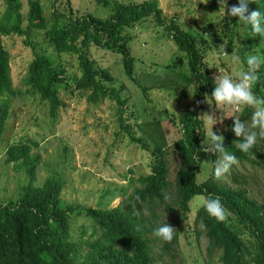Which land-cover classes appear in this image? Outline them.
Listing matches in <instances>:
<instances>
[{"label": "trees", "instance_id": "trees-1", "mask_svg": "<svg viewBox=\"0 0 264 264\" xmlns=\"http://www.w3.org/2000/svg\"><path fill=\"white\" fill-rule=\"evenodd\" d=\"M1 1L0 96L12 94L8 51L2 36H22L31 47L24 82L47 104L51 116H55L61 103L57 88L63 70L55 57L62 54L74 56L78 69V75L72 78L74 87L83 90L88 102L113 101L119 126L131 141L149 152L151 159L149 172L139 175L136 178L138 185L129 192L122 190L117 204L106 208L84 207L67 204L60 198L62 182L59 178L45 177L39 185L33 184L39 155L30 150L37 147L36 141L26 138L9 143L4 150V161L12 162L13 169L22 170L27 179L15 199L0 203V264H163L159 255L154 256L153 248L159 247L168 254L174 251L178 223L186 219L189 200L195 195L205 199L220 197L228 212L227 219L220 222L207 213L203 203L194 211L193 224L199 226L195 229L196 235L201 234L206 240L204 254L208 260L205 264H209L213 255L219 264H264L262 205L249 197L242 187H230L217 181L213 162L219 154L208 152L209 174L202 181L195 180V171L206 155V148L201 143L205 130L199 112L206 97L214 102L211 95L215 88V81L202 60L206 48L202 32L179 27L174 18L163 14L157 0H96L109 9V14L103 18L89 13L63 16L52 5L55 0H51L48 18L43 16L39 0H25V14L20 12L21 0ZM251 2L248 5L250 10L264 13V0ZM237 4L238 0H235L234 5ZM148 17L161 26L176 49L183 52L187 65L186 72L166 66L162 76H153L150 88L162 90L180 100L189 87H193V104L177 113L179 135L171 142V150L159 119L135 122L145 138L132 133L131 125L121 117L125 113L128 91L124 84H115L109 71L95 65L89 55L90 44L114 50L120 55L123 74L132 81L134 58L126 45L130 38L127 29ZM229 24L224 49L231 52L232 37L240 25L244 33L236 52L247 65L244 54L262 37L254 35L251 26L239 21L238 17L229 15ZM42 39L44 43L40 42ZM33 43H38L37 47ZM213 43L216 50L221 51V40L216 38ZM133 82L140 89L148 88ZM256 84L254 94L264 97V75ZM244 114L245 110L239 116ZM7 116V102L1 101L0 140ZM232 124L234 126V121ZM232 127L224 132V147L239 162L262 169L264 177V155L261 152L264 137L260 136L254 147L244 153L236 147L241 141L231 131ZM169 153L177 157L172 179L168 178ZM71 214H82L90 219V240L77 244L69 239ZM165 223L177 229L170 242L153 234L154 229Z\"/></svg>", "mask_w": 264, "mask_h": 264}, {"label": "rangeland", "instance_id": "rangeland-1", "mask_svg": "<svg viewBox=\"0 0 264 264\" xmlns=\"http://www.w3.org/2000/svg\"><path fill=\"white\" fill-rule=\"evenodd\" d=\"M39 2L43 16L48 18L51 0ZM157 2L163 14L174 18L179 27L202 32L206 47L202 60L212 77L229 75L238 80V72L247 70L248 66L236 52V48L242 43L244 33L240 25L232 37L233 47L231 52H227V56L216 50L213 43L216 38L221 40V45L225 43L226 30L230 27L227 9L234 5L235 0H226V5L221 6L220 0H157ZM52 5L63 16L73 17L89 13L103 18L109 14L108 7L96 0H55ZM2 9L0 0V16ZM26 10V1L21 0L20 12L25 14ZM127 31L130 38L127 39L126 45L134 58L133 80L139 86L148 88L140 89L133 80L123 74L120 55L114 50L90 44V59L95 65L107 69L115 84H124L128 91L125 113L121 117L131 125L132 133L135 136H144L138 129L136 121L159 119L166 133L168 149L171 150V142L179 135L177 113L183 107L193 104L194 98L191 95L193 87H189L182 99L175 100L173 95L150 88V84L153 76H162L167 70L166 66L186 72V58L151 17L143 19ZM2 41L8 51V73L12 94L0 96V102L5 101L8 105V116L0 140V203L15 199L27 179L22 170L13 169L12 162L4 161V150L9 143L29 138L37 142V147L31 148L30 152L39 155L33 184L39 185L45 177H55L62 182L59 196L67 204L97 208L117 204L122 197L121 191L129 192L133 186L138 185L136 178L149 172L151 158L149 152L131 141L128 134L119 126L115 103L109 99H102L96 103L88 102L83 90L76 89L72 81L73 76L78 75L74 56L62 54L55 57L56 63L63 70L57 88L61 103L55 116H51L47 104L24 82L27 64L32 55L31 47L18 35L2 36ZM40 42L44 43L43 39ZM37 44L33 43V46L37 47ZM249 54L264 56V37L244 56L248 57ZM233 55L239 57L238 62L233 60ZM257 75L258 80L264 75V65H261ZM255 86L257 87L256 83L253 88ZM243 110L245 114L240 117L239 114ZM253 111L250 106L242 105L237 110L232 106L218 105L206 97L204 107L199 112L205 130V137L201 143L206 149L210 148L212 130L218 135H224L225 130L233 126V119L236 118L245 123L250 131L257 133L258 141L261 136L260 130L251 127ZM206 114L213 115L211 123ZM213 124L215 125L212 129ZM261 152L264 155V149L261 148ZM168 157L170 162L168 178L172 179L177 157L172 153H169ZM209 171V153L206 151L195 171V180L202 181ZM216 179L230 187L239 186L245 189L249 197L262 205L264 212L262 169L246 162H239L228 173ZM197 197L202 196L195 195L189 200L186 219L178 223L179 232L177 241L173 244L174 251L168 254L162 252L159 247L153 248L154 256L159 255L163 264H205L208 260L204 254L206 240L201 234L196 235L195 229L199 226L193 224L194 211L203 203V200H198ZM91 226L88 217L71 214L69 239L77 244L90 240ZM209 264H219L216 255L211 257Z\"/></svg>", "mask_w": 264, "mask_h": 264}, {"label": "clouds", "instance_id": "clouds-1", "mask_svg": "<svg viewBox=\"0 0 264 264\" xmlns=\"http://www.w3.org/2000/svg\"><path fill=\"white\" fill-rule=\"evenodd\" d=\"M251 0H238L237 5L227 9V14L232 17H238L239 21L251 26L252 33L264 37V13L260 10H250L248 5ZM226 5V0H220V6ZM222 54L227 56L228 53L221 45ZM234 61H239V57L233 55ZM261 65H264V56L258 54H249L247 57V70L238 72V80H234L229 75H214L215 88L212 97L216 104L235 107L237 110L243 106H250L254 109L251 117V127L258 128L260 135L264 137V97H258L253 92V85L258 80L257 72ZM207 115L209 123L213 119V115ZM234 126L231 131L235 133L240 141L236 147L244 153L249 152L257 142V133L250 131L245 123H242L239 118L233 119ZM212 125V129L213 126ZM211 147L206 151L212 154H219V158L213 162L214 174L217 178L222 177L230 171V169L239 163L238 158L229 153L224 147V136L211 132L210 136ZM139 199V197H137ZM198 200H203L204 207L207 213L217 221L223 222L228 217V212L221 203L220 197L203 198L197 197ZM177 229L169 223H165L154 229V235L170 242L174 238V233Z\"/></svg>", "mask_w": 264, "mask_h": 264}]
</instances>
